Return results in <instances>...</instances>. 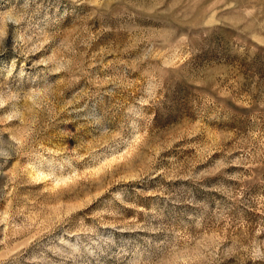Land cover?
<instances>
[{"label":"rangeland","instance_id":"374dc122","mask_svg":"<svg viewBox=\"0 0 264 264\" xmlns=\"http://www.w3.org/2000/svg\"><path fill=\"white\" fill-rule=\"evenodd\" d=\"M0 264H264V0H0Z\"/></svg>","mask_w":264,"mask_h":264}]
</instances>
